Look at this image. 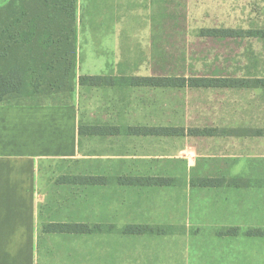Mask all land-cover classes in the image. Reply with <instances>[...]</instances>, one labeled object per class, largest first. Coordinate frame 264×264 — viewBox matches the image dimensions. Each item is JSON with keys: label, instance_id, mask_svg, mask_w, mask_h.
I'll list each match as a JSON object with an SVG mask.
<instances>
[{"label": "rangeland", "instance_id": "374dc122", "mask_svg": "<svg viewBox=\"0 0 264 264\" xmlns=\"http://www.w3.org/2000/svg\"><path fill=\"white\" fill-rule=\"evenodd\" d=\"M76 14L77 53L71 96L64 101L56 97L14 99L5 105L76 103L82 120L91 123L222 128L240 120L255 100L264 98L258 92L86 90L77 85L80 75L264 77V40L198 36L206 29L264 32V0H76ZM162 142L157 140L158 155L152 162L131 159L138 146L132 140L90 144L76 159L41 162L36 184L35 264H252L259 243L243 235L253 230L251 227L264 228L219 224L222 218L214 216V204L198 202L197 192L181 186L197 178L189 173H196L202 163L178 152L177 141L167 146L173 151L165 153ZM148 146L141 141V152ZM111 169L154 171L174 179L179 187L126 191L124 206L117 208V204L114 207L101 200L114 195L110 192L64 184L72 177ZM111 220L141 224L167 235H43L44 226L52 223ZM123 225L115 224V228L121 230ZM230 227L237 228L240 236L217 237Z\"/></svg>", "mask_w": 264, "mask_h": 264}, {"label": "crops", "instance_id": "0c3cea01", "mask_svg": "<svg viewBox=\"0 0 264 264\" xmlns=\"http://www.w3.org/2000/svg\"><path fill=\"white\" fill-rule=\"evenodd\" d=\"M9 0H0V8ZM245 38H234L237 40ZM259 39L262 38H249ZM75 44L77 53V14L75 26ZM93 62V60H91ZM95 64V63H94ZM96 76V75H88ZM103 76V75H101ZM113 77V76H111ZM137 77V76H132ZM132 77L117 76V78L129 79ZM155 77V76H154ZM188 78V77H186ZM206 78V77H200ZM264 80V77H207ZM121 81L120 86L107 88H88L100 90L120 89H154V90H176L155 89L148 87H131ZM128 82V81H127ZM190 92L232 93L252 92L264 95L262 88L250 89H182ZM251 105L249 113L244 114L237 122H228L222 128L203 127L185 128L178 126H144V125H120L115 123H91L88 119L82 120L79 107L76 103L70 105H5L0 104V264H35L36 262V235H37V208L38 194L36 193L37 168L43 161L72 160L76 159L90 144H106L114 140L136 141L137 148L134 149L131 159L137 162L142 160L155 161L157 158V140L163 141L164 152L169 153L173 141H177L178 150L190 158H195L202 163L196 173L190 174L197 178H191L187 184L181 185L187 190L197 192L198 202H212L214 204V216L222 218L219 224H247L264 228V98L255 100ZM233 121V120H232ZM80 126H105L116 127L120 133L114 136H79ZM183 128L185 131L192 129H214L221 133L214 136H188L180 137H156V136H130L126 135L127 128ZM148 144L147 150L141 152L140 143ZM185 145V146H183ZM177 148V149H178ZM168 149V150H167ZM184 150V151H183ZM119 158V156H117ZM151 161V162H152ZM210 161L213 162L212 167ZM146 162V161H144ZM139 164V163H138ZM205 167H208L205 169ZM78 177L101 178L100 185H74L66 184L94 191L110 192L108 198H101L103 202L124 206V193L137 191L148 192L153 190H170L177 187L174 179L156 172L130 170L124 172L111 169L100 174H92ZM76 178V177H72ZM163 178L170 179L172 183L168 186H152L129 183L136 179ZM198 179H218L224 182H237L238 186L222 185L218 187L191 186L190 182ZM71 178L68 179L70 181ZM133 180V181H132ZM179 187V186H178ZM123 195V196H122ZM141 195V194H140ZM141 198H138L140 200ZM93 200H96L94 198ZM121 203V204H120ZM125 221H88L73 222L90 227L101 226L103 232L87 235L68 234H43L72 237H94V236H119L141 237V236H165L157 234L125 235L121 231L129 225L141 224L124 223ZM61 222L59 224H64ZM53 224V223H52ZM71 224V223H70ZM115 224H124L119 230ZM92 225V226H91ZM125 226V227H124ZM233 228V227H230ZM229 229V228H224ZM237 229V228H236ZM253 230H259L251 227ZM260 231V230H259ZM236 236H224L217 234L220 238H237ZM249 240L255 241L260 247L255 255L256 260L252 264H264V234L258 236L243 235ZM259 257V258H258Z\"/></svg>", "mask_w": 264, "mask_h": 264}, {"label": "trees", "instance_id": "16d2710c", "mask_svg": "<svg viewBox=\"0 0 264 264\" xmlns=\"http://www.w3.org/2000/svg\"><path fill=\"white\" fill-rule=\"evenodd\" d=\"M76 0H9L0 8V104L14 99L35 97H56L62 101L71 96L74 88L76 68ZM199 37L210 39L262 38L264 32H243L234 30L206 29ZM126 81L131 87L155 89H264V80L200 78V77H132L127 80L111 76L77 77L80 88H107L120 86ZM128 81V82H127ZM9 105V104H6ZM25 104H15L23 106ZM59 106L64 104H58ZM26 106V105H25ZM120 133L116 127L80 126L79 136H114ZM126 135L180 137L214 136V129L183 128H127ZM129 183L168 186L170 179H136ZM133 181V180H132ZM101 178L76 177L64 184L100 185ZM235 186L237 182H224L218 179H198L191 186L218 187ZM101 226L90 227L75 223H53L44 226L45 234L87 235L102 233ZM125 235L164 233L147 226L129 225L122 231ZM236 228L221 230L218 234L236 236ZM247 235H263L264 231L249 230Z\"/></svg>", "mask_w": 264, "mask_h": 264}]
</instances>
